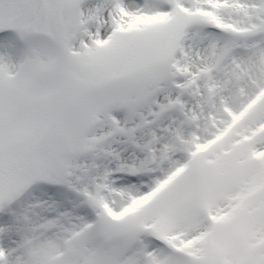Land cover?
Returning <instances> with one entry per match:
<instances>
[{"label": "snow or ice", "instance_id": "1", "mask_svg": "<svg viewBox=\"0 0 264 264\" xmlns=\"http://www.w3.org/2000/svg\"><path fill=\"white\" fill-rule=\"evenodd\" d=\"M0 264H264V0H0Z\"/></svg>", "mask_w": 264, "mask_h": 264}]
</instances>
